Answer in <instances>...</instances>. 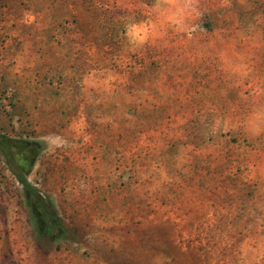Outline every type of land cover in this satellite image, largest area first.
Here are the masks:
<instances>
[{"label": "rangeland", "instance_id": "rangeland-1", "mask_svg": "<svg viewBox=\"0 0 264 264\" xmlns=\"http://www.w3.org/2000/svg\"><path fill=\"white\" fill-rule=\"evenodd\" d=\"M263 12L264 0H0V137L35 143L26 179L68 231L41 235L0 153V264H264L263 57L200 28L203 14L224 29ZM137 58L153 61L145 92L127 82ZM175 85L187 96L169 97L172 112L139 114ZM200 104L213 108L200 117Z\"/></svg>", "mask_w": 264, "mask_h": 264}, {"label": "trees", "instance_id": "trees-1", "mask_svg": "<svg viewBox=\"0 0 264 264\" xmlns=\"http://www.w3.org/2000/svg\"><path fill=\"white\" fill-rule=\"evenodd\" d=\"M252 13L253 9L248 8L245 15ZM262 15L264 16V12ZM219 18L220 16L203 14L200 18V28L204 32L211 35L214 33L216 34L217 32L218 36L224 39V42H217L218 47L228 46L230 50H233L235 48L234 43L244 44L245 49L258 53L260 55V59L263 57L262 67H264V17L262 19L256 17L253 19V21H248V23L244 24L233 25L232 23L228 22L225 23L224 29H222L218 24V21L220 22ZM135 61L137 65L136 71L130 72L127 82H130L136 91L139 90V92H145L150 83L149 77L153 76L154 73L152 72L153 61H144L143 58H137ZM171 63H173L172 65L174 66L170 67L172 73H170L169 76L178 78V74L176 75V73L179 70V66L172 60ZM192 66L189 67V63H187L186 67L188 71H186V75L193 74L194 72L197 73V69L192 68ZM163 70L159 72H162ZM155 76H157V73ZM178 87L179 85L172 87L171 93H168L165 89V99H167V101H165V106H153L151 109L146 108L147 105L144 107H139V114L143 113L145 116H148V114L152 113L153 111H164L165 114V109L168 110V112H172L173 108H175L177 104L171 102L169 97L172 94H174L176 97H179V94L181 93L187 96V91L184 90L183 92L181 89H178ZM147 96L148 95H145L144 98ZM212 104L214 108H224L226 111L231 108L230 104L223 103L221 105L217 102ZM194 106L195 107L193 108H195V112L200 113V117H203V114L209 113L213 108L210 106L209 111H207L204 104ZM163 119V115H161L159 119H155L154 121L150 122L139 118L137 128L139 130L150 128V126L157 128L161 125ZM201 120L204 121V119ZM0 153L2 154L9 171L14 176L16 182L20 185L24 199L28 202L30 209L33 212V216L37 222V226L41 235L48 238L53 237L54 240H59L60 237L68 233V231L60 224V221L52 207L37 194L35 189L28 183L26 179V176L31 169L32 163L37 153L35 143L0 137Z\"/></svg>", "mask_w": 264, "mask_h": 264}]
</instances>
